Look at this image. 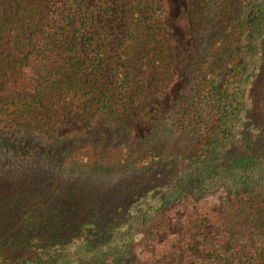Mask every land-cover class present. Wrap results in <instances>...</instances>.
<instances>
[{
  "label": "trees",
  "instance_id": "obj_1",
  "mask_svg": "<svg viewBox=\"0 0 264 264\" xmlns=\"http://www.w3.org/2000/svg\"><path fill=\"white\" fill-rule=\"evenodd\" d=\"M188 1L199 36L185 59L186 86L156 122L142 105L172 75L163 0H128L114 87L100 80L111 57L89 0H0V264H134L133 248L160 210L220 186L217 214L229 230L213 264H264V121L254 91L264 73V0H239L232 17L234 0ZM186 14L177 21L184 35ZM75 107L89 120L84 136L36 160L23 149L22 135L39 125L49 132L54 115ZM133 110L153 120L144 137H129ZM177 136L197 143L184 155L164 146ZM123 176L134 179L110 210L99 209L105 186L93 188ZM245 223L262 237L253 250L234 237Z\"/></svg>",
  "mask_w": 264,
  "mask_h": 264
},
{
  "label": "rangeland",
  "instance_id": "obj_2",
  "mask_svg": "<svg viewBox=\"0 0 264 264\" xmlns=\"http://www.w3.org/2000/svg\"><path fill=\"white\" fill-rule=\"evenodd\" d=\"M209 3L215 4L212 0H209ZM89 4L97 7L94 29L98 32L99 37L105 39L107 52L111 57L110 62L102 72L103 77L100 80L114 87L115 83L111 68L116 59V43L131 18L128 0H103L102 2L89 0ZM101 5L108 7V14L103 15L100 12ZM163 5L162 25L167 41V49L172 59V75L157 90L147 95L142 105L145 109L144 112L147 113V117L155 118L156 122H161L168 117V110L171 109L175 101L183 93L188 73L187 66L185 68L184 64L185 59L193 39L199 36L196 22L192 20L188 13V0H163ZM238 6L239 0H234L233 3L228 4L227 8L229 10L227 11V16L232 17L237 12ZM215 7L216 4L213 5V8ZM183 12H187L188 35L183 34L177 22ZM263 85L264 73L262 72L259 74L254 85V91L257 95L256 113L261 121H264ZM26 94H30V91H27ZM145 118L139 116L133 110L129 137H144L147 134L153 120L151 119L149 122ZM91 120H94V117ZM88 122L86 113L81 108L75 107L70 110H63L61 114L54 115V122L47 126L49 132L46 131L45 127L39 125L40 132L33 130L38 132V134L33 132L30 135L26 132L22 135L23 139L27 142L23 149L28 146L27 148L31 149L33 157L36 160V156L39 153H47L48 149L53 146L57 148V145L63 143L67 137L73 135L84 136L88 132ZM33 123H36V121L33 120ZM196 143L197 141L191 137L177 136L171 140H166L164 146L184 155L194 148ZM22 152L23 150L20 153ZM16 163L18 164V162ZM165 163L166 161H161L150 168L155 171L157 170L155 168ZM51 168L57 171L55 166ZM138 173H142V171ZM118 174L119 172L113 171L111 177H117ZM81 175V173L75 174L77 177ZM125 177L123 176L118 179H123L121 185L110 186L111 182L102 180L100 186L93 188L95 190L105 186V188L101 189L105 192L103 191L102 195H99V209L104 206L103 210L106 212L110 210L114 202L119 200L120 194L117 193L123 191L128 183V181H125ZM134 177L137 179L136 176ZM133 179L128 178L126 180H129L130 183ZM224 194L225 188L220 186L201 198L196 199L191 195H185L160 210L156 214V220L154 221L150 237L133 248L132 262L134 264H154L157 262L163 264H213L212 255H215L217 250V240L229 230L227 229L229 226L217 214V206ZM234 237L239 242L247 243L250 250H253L262 242L261 235L247 223L241 225Z\"/></svg>",
  "mask_w": 264,
  "mask_h": 264
}]
</instances>
